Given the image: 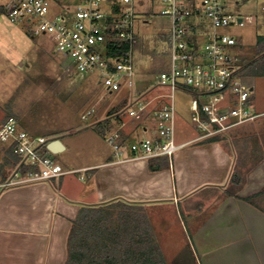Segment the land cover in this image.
Instances as JSON below:
<instances>
[{"label":"built area","instance_id":"2783aa9c","mask_svg":"<svg viewBox=\"0 0 264 264\" xmlns=\"http://www.w3.org/2000/svg\"><path fill=\"white\" fill-rule=\"evenodd\" d=\"M160 1L159 16L169 21L170 64L169 69L160 72L156 86L169 92L152 97L148 87L141 92L133 90L138 41L136 0H8L3 4L12 22L29 26L35 39L49 40L55 52L70 58L78 72L100 71L107 93L133 91L134 102L128 114L141 121L145 130L146 120L154 119L152 135L139 141L129 138L123 141L121 129L108 133L106 140L116 155L112 163L166 157L171 165L174 155L190 143L225 135L264 115L255 108L253 88L238 74L241 58L234 53L237 40L227 32L235 24L244 26L250 18L230 13L229 0ZM107 7L111 8L109 12ZM262 13L264 18V7ZM196 15L205 16L209 29L199 30L197 24H191ZM117 41L127 44L125 52L119 47L110 54L111 47L120 46ZM177 90L193 94L190 110L198 131L195 139L184 143L178 142L176 136ZM94 112L91 109L81 117L86 119ZM19 124L14 116L0 124V145L13 147L20 158L16 164L4 168L1 188L50 181L69 174L86 179L91 168H64L47 149L52 139L34 137Z\"/></svg>","mask_w":264,"mask_h":264},{"label":"crops","instance_id":"0c3cea01","mask_svg":"<svg viewBox=\"0 0 264 264\" xmlns=\"http://www.w3.org/2000/svg\"><path fill=\"white\" fill-rule=\"evenodd\" d=\"M148 90L149 97L155 95ZM247 129L258 131L255 126ZM129 131L123 130L125 135ZM245 131L238 129L236 141L232 136L223 143L185 147L171 165L165 159L155 163L109 159L70 168H91L85 180L69 174L0 187V264H65L78 216L115 201L142 214L165 260L168 250L179 251L185 240L196 264H240L241 257L243 264H264V197L255 201L261 209L245 200L264 190V158L252 153L256 152L252 146L261 147L262 140L239 138ZM4 177L3 169L0 184ZM247 251L252 263L244 257Z\"/></svg>","mask_w":264,"mask_h":264},{"label":"rangeland","instance_id":"374dc122","mask_svg":"<svg viewBox=\"0 0 264 264\" xmlns=\"http://www.w3.org/2000/svg\"><path fill=\"white\" fill-rule=\"evenodd\" d=\"M7 1L0 0V7L3 8ZM160 3V0H136L135 30L138 41L134 51L136 81L134 92L139 88L146 89L145 87L152 88L153 94L169 92L165 87L156 86L160 72L169 69L170 64L169 43L166 39L169 24L167 18L159 16ZM263 7L264 0L227 2L230 13L250 18L244 26L235 24L227 29L238 42L234 53L242 61L254 58L257 36L264 35ZM106 10L109 12L111 8L107 7ZM201 19L205 20V16L196 15L191 19V24L194 25ZM206 22L199 24L198 29H206L209 26V22ZM244 78L250 88H253L252 97L256 110L264 112V77ZM101 81L100 71L78 72L70 58L55 52L49 40L35 39L30 33L29 26L12 22L7 13L2 11L0 124L9 111L17 116L20 127L32 136L61 140L66 149L50 155L66 169L97 165L116 158L112 145L94 129L97 122L108 119L111 131L127 128L130 130L128 133L130 141H139L152 135L156 124L152 117L146 120L145 130L141 121L128 114L134 102L133 91L123 89L110 94L106 92ZM192 99L191 92L177 90L175 93L178 142L198 135L190 110ZM91 109H94V114L82 119L81 114ZM118 117L121 118V122ZM250 126H255L258 131L263 130L264 115L235 129L242 127L249 132L251 129L247 128ZM233 131L224 135L226 139L231 140L236 133ZM198 146L197 143H190L187 148ZM160 160L152 161L155 163ZM2 161L0 155V163ZM261 170L264 172V167ZM244 257L253 262L248 251ZM242 259L241 257L239 260L240 264H243ZM165 261L166 264H196V257L184 240L179 245V251L168 250V258Z\"/></svg>","mask_w":264,"mask_h":264},{"label":"trees","instance_id":"16d2710c","mask_svg":"<svg viewBox=\"0 0 264 264\" xmlns=\"http://www.w3.org/2000/svg\"><path fill=\"white\" fill-rule=\"evenodd\" d=\"M2 11L4 10L0 7V14ZM166 38L168 39V36ZM117 43L120 46L111 47L110 54H113L114 50L119 47H122L124 49L122 52H125L127 44L123 41H117ZM239 64L241 66L238 74L244 80L245 76L264 77V35L257 36L254 58L250 61L241 60ZM252 100L254 101L253 97ZM9 116L17 118L16 115L8 111L4 120ZM118 119L121 122V118L118 117ZM110 128L111 125L108 119L94 125V129L104 139L110 133ZM238 129H234V131H237L234 135L232 134L234 141L238 140L235 136L239 133ZM243 133L239 138L252 139L257 142L259 139L262 140L261 147L259 145L252 146V151H256L252 153H259L261 159H263L264 129ZM121 135L123 141L129 137L124 134L123 130ZM226 140L224 135H218L200 141V144L223 143ZM0 155L3 160L0 163V171L8 164H16L20 159L13 147H1ZM157 159H165L168 163L166 157ZM261 196L264 197V190L252 196H247L245 200L259 207L260 205H257L255 201ZM65 264H166V261L142 214L120 201H115L100 207L88 208L86 212H82L78 216L68 238V258Z\"/></svg>","mask_w":264,"mask_h":264},{"label":"water","instance_id":"95a60500","mask_svg":"<svg viewBox=\"0 0 264 264\" xmlns=\"http://www.w3.org/2000/svg\"><path fill=\"white\" fill-rule=\"evenodd\" d=\"M47 149L52 153L56 154L65 150L64 144L59 139H52L47 144Z\"/></svg>","mask_w":264,"mask_h":264}]
</instances>
